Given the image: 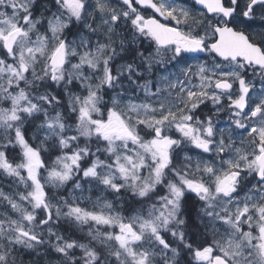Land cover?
<instances>
[{"label": "snow or ice", "instance_id": "obj_1", "mask_svg": "<svg viewBox=\"0 0 264 264\" xmlns=\"http://www.w3.org/2000/svg\"><path fill=\"white\" fill-rule=\"evenodd\" d=\"M0 181V264H264V0H0Z\"/></svg>", "mask_w": 264, "mask_h": 264}, {"label": "rangeland", "instance_id": "obj_2", "mask_svg": "<svg viewBox=\"0 0 264 264\" xmlns=\"http://www.w3.org/2000/svg\"><path fill=\"white\" fill-rule=\"evenodd\" d=\"M0 187H3L6 192L9 191L7 181H0ZM0 211H2V208H0Z\"/></svg>", "mask_w": 264, "mask_h": 264}, {"label": "trees", "instance_id": "obj_3", "mask_svg": "<svg viewBox=\"0 0 264 264\" xmlns=\"http://www.w3.org/2000/svg\"><path fill=\"white\" fill-rule=\"evenodd\" d=\"M24 260H25V262H27V260H28V257H24Z\"/></svg>", "mask_w": 264, "mask_h": 264}]
</instances>
